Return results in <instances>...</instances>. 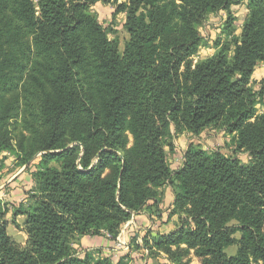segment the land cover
<instances>
[{
	"label": "trees",
	"instance_id": "trees-1",
	"mask_svg": "<svg viewBox=\"0 0 264 264\" xmlns=\"http://www.w3.org/2000/svg\"><path fill=\"white\" fill-rule=\"evenodd\" d=\"M117 1L0 0V154L35 168L12 213L26 217L24 247L0 197V264H130L100 249L79 254L73 241L117 240L135 215L160 212L166 186L168 219L179 223L139 248L172 264H190L192 251L202 264H264V84L252 85L264 64V0ZM244 1L236 35L231 6ZM97 2L126 13L122 52L91 11ZM220 10L225 39L194 62L199 28ZM213 127L250 160L190 143L172 167L176 135Z\"/></svg>",
	"mask_w": 264,
	"mask_h": 264
},
{
	"label": "rangeland",
	"instance_id": "rangeland-1",
	"mask_svg": "<svg viewBox=\"0 0 264 264\" xmlns=\"http://www.w3.org/2000/svg\"><path fill=\"white\" fill-rule=\"evenodd\" d=\"M124 2H127V0H118L117 4ZM117 4L97 2L91 5L90 9L104 26L110 27L112 29L109 34V38L111 40L116 39L119 41V49L122 52L124 49V44L129 38V34L124 28L126 13L116 12ZM247 14V2L244 1L242 3H235L231 6V15L234 18L233 26L235 28L236 35H240L242 33L243 23L247 17ZM227 18L228 11L220 10L217 13L211 14L207 22L204 25L200 26L199 29L203 39L198 53L194 56V62L200 61L208 56L213 55L216 52L217 49L215 48V43L217 39H225V34L222 33V29ZM255 71L256 76L253 77L252 85L253 87H255V89H259L260 86L264 84V66L260 67L259 65V67H257ZM257 109L259 113H262L264 111V106L259 105ZM184 133L185 136H183ZM188 133L189 132L186 131L182 132L176 135L174 139H172L175 145L173 151H171L169 147L166 148L168 152V161L174 168L178 167L183 159L184 151L182 150V148L184 149V147L188 146V144L190 143L198 144L208 150L221 149L227 154H235L243 162H247L248 160H250V156L247 152L239 151L235 153L233 134L226 133L222 127L208 128L200 135H194L190 133V135L188 136ZM180 137L182 140L179 141ZM34 169V167H32L30 170H27L26 167H20L17 164L15 156L13 154L7 152H3L0 154V187H2L0 195L9 203L11 209L6 218L9 222L8 232L12 239H14V241L21 247H24L26 245L28 238L24 230L26 217L18 216L16 217V219H14L12 213L13 208L18 206L21 201L25 200V197L27 195L26 193L35 187V182L33 180L32 174V171ZM19 171H21V174H17ZM168 220L169 219L164 221V223L168 222ZM173 222V224L175 225L174 227L166 229L164 231L159 230L158 232L166 233L172 231L179 223V218L177 217V220L175 219ZM125 225H127V223ZM125 225L122 227V229L125 227ZM121 232L119 236L121 235ZM149 232L150 231L140 234L138 238L135 233L132 232L130 248L139 250L140 248L138 247V244H143V238L148 235ZM238 236L239 234H237V237ZM83 237L85 236H82L80 239L77 238L73 241V248L77 250L79 254H83L85 248L81 242ZM135 239L137 242L135 241ZM115 243L118 244V238L117 240L113 241V245ZM236 251L237 246H230L226 249V252L229 255L235 254ZM146 253L149 254L148 250H145L144 248L143 255L145 256ZM127 256L130 257L129 263L131 264L133 258L129 255L123 256L120 259H125V257ZM161 259L167 258L162 253L157 255L149 254L148 261L150 264H172L168 260V263H163L160 261ZM125 262H127V260H125ZM190 264H202L201 258L195 255L194 251H192Z\"/></svg>",
	"mask_w": 264,
	"mask_h": 264
},
{
	"label": "crops",
	"instance_id": "crops-1",
	"mask_svg": "<svg viewBox=\"0 0 264 264\" xmlns=\"http://www.w3.org/2000/svg\"><path fill=\"white\" fill-rule=\"evenodd\" d=\"M261 66H264V64H261L260 67ZM255 74H256V71L253 77L256 76ZM187 135L189 136L190 133H188ZM183 136H185V133ZM180 140H182L181 137L179 141ZM186 148L187 146L184 147V149L182 148V150L185 151ZM17 174H21V171H19ZM1 189L2 187H0V193H1ZM164 189H165V195L163 198V202L160 204V207H159L160 212L158 214L148 215V214L142 213V214L135 215L133 219L127 222V225H125L124 227L125 229L124 228L122 229L121 235L118 237V244L115 243L113 245V241L110 240L105 235L83 237L81 242L83 246L85 247L84 252L88 250L95 251V250L100 249L105 254L110 255L115 263H117L121 257L129 255L133 258V261L131 264H150L148 261L149 254L146 253L145 256L143 255L144 248H140L139 250L130 248L132 232L135 233V235L138 238L140 234L147 232V231H150L152 234H155L159 230L164 231L166 229H170L175 226L173 224L174 223L173 221L175 219L177 220V217H173L171 220H168V222L164 223V221L168 219V212L174 201V195H173V191L171 187L166 186ZM119 243H123L124 245L119 246ZM160 261L163 263H166V262L168 263L167 259H161Z\"/></svg>",
	"mask_w": 264,
	"mask_h": 264
},
{
	"label": "built area",
	"instance_id": "built-area-1",
	"mask_svg": "<svg viewBox=\"0 0 264 264\" xmlns=\"http://www.w3.org/2000/svg\"><path fill=\"white\" fill-rule=\"evenodd\" d=\"M122 245H124L123 243H119V246H122ZM127 246V245H126Z\"/></svg>",
	"mask_w": 264,
	"mask_h": 264
}]
</instances>
